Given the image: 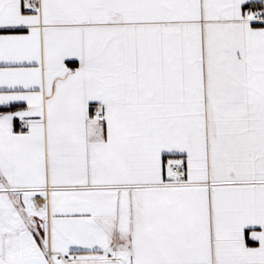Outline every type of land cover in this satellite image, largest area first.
I'll list each match as a JSON object with an SVG mask.
<instances>
[{"label":"snow or ice","instance_id":"snow-or-ice-1","mask_svg":"<svg viewBox=\"0 0 264 264\" xmlns=\"http://www.w3.org/2000/svg\"><path fill=\"white\" fill-rule=\"evenodd\" d=\"M0 264H264V0H0Z\"/></svg>","mask_w":264,"mask_h":264}]
</instances>
